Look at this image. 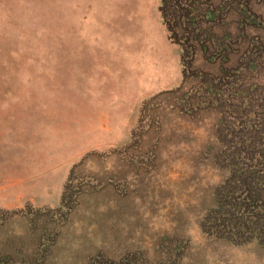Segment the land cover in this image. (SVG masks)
Listing matches in <instances>:
<instances>
[{"label":"rangeland","instance_id":"374dc122","mask_svg":"<svg viewBox=\"0 0 264 264\" xmlns=\"http://www.w3.org/2000/svg\"><path fill=\"white\" fill-rule=\"evenodd\" d=\"M121 1L0 0V144L27 155L35 174L48 163L52 182L0 206V264H264V171H245L251 192L236 187L250 180L231 167L239 155L223 121L236 107L248 120L247 105L264 98V0H169L180 5L174 34L163 21L183 50L182 83L131 104L123 141L88 148L102 135L82 126L76 103L90 99L97 51H120ZM231 34L239 52L229 62L204 51Z\"/></svg>","mask_w":264,"mask_h":264},{"label":"crops","instance_id":"0c3cea01","mask_svg":"<svg viewBox=\"0 0 264 264\" xmlns=\"http://www.w3.org/2000/svg\"><path fill=\"white\" fill-rule=\"evenodd\" d=\"M153 3L156 7L152 18L158 22L153 25L154 29V26L157 27L154 33L150 31L149 23ZM159 4L160 0L121 1V17H115L112 22L115 35L122 36L120 44H114L120 51H115L113 60H110L111 51H107L106 45L97 51V76L91 71L84 77L90 99L80 98L81 102L76 103L81 114L86 112L84 116L82 114V126L89 130L92 128V132L100 129L102 135L100 139L94 138L88 148L97 147L99 143L123 141V130L130 125L131 104L137 105L149 96L170 91L182 83L183 50L178 43L170 40ZM112 66L119 72L110 82L108 70ZM95 92L99 95L96 102L92 97ZM73 132L78 134V130ZM9 147L8 143L0 144V206L18 207L28 199L32 200L35 192L49 190L52 185L51 168L47 163L35 174L33 164L26 162L27 155L18 156L11 147L9 153H2ZM62 168L57 188L66 177L67 166ZM44 175L47 177L43 178Z\"/></svg>","mask_w":264,"mask_h":264},{"label":"trees","instance_id":"16d2710c","mask_svg":"<svg viewBox=\"0 0 264 264\" xmlns=\"http://www.w3.org/2000/svg\"><path fill=\"white\" fill-rule=\"evenodd\" d=\"M163 1V5L161 7V12L163 15V18L165 20V22L167 23L168 28L170 29V31H172V26L173 24L171 23V19H175L174 18V12H176L177 14L180 12V5H171V3L169 2V0H162ZM196 2H198L197 0H195ZM196 2L191 3L192 6H194L195 8H193V10H197L198 7L197 5H200L199 8L201 10H199L202 18L203 15L207 14V10H202L204 5L203 3H197ZM191 6V8H192ZM190 8V9H191ZM186 33L190 34L193 31L189 30V31H185ZM175 32L172 31V34H174ZM173 40L178 41L176 36H171ZM229 38L230 41H227L226 39ZM227 38L222 39L220 42H218V44H214L213 46L210 48L207 45L203 46V49L205 52H209V50L212 51H217L216 54L217 55H221L223 54L224 56H226V59H224V62L227 63L229 62L228 59V54L230 52H239V48L236 49H232V46L235 44L237 36L235 35H229ZM249 50H247L248 52ZM254 61V60H253ZM253 61H250V63ZM249 66V65H248ZM256 68V66H254V64H250V68ZM244 78V76H243ZM247 78L245 77V80ZM251 78L249 79V82H247L249 84V86L255 85L253 82L251 83ZM244 84V82H243ZM247 84V85H248ZM256 86V85H255ZM211 87V84H210ZM209 87V89H210ZM253 87V86H252ZM246 89L247 91H249V88H246V86L243 88V90ZM253 89V88H252ZM264 89V88H263ZM212 93L215 92V90L211 89ZM241 90V91H243ZM248 93V92H247ZM246 93V94H247ZM262 93H264V91L262 90ZM260 94L257 98H259L261 95ZM262 102L261 104L257 105L255 108L252 107L251 105H247L249 107H246L247 109V117L248 120H240V118H238L239 114L236 111V107L235 110L232 112L231 115H224L223 116V121H224V126L226 128V132L227 135L230 137V141L228 143H232L231 145L235 146V151H233L234 153H236L237 155H239L238 157L233 158V163L231 165V167H237L239 166L238 169V175H237V180H240V177L242 178L240 181H243L244 179H248L249 177L247 176V174L245 173L248 172L251 175H254L255 173H257L258 171H264V98H262ZM219 100V105L223 104H227L231 102V100L229 99L228 96H226V100L227 102L224 101V99H222V97L218 98ZM225 102V103H224ZM258 102V101H257ZM236 106V104H235ZM230 117V121L227 120V118ZM222 120V118L220 119ZM261 166V169H259V167ZM242 167V168H241ZM253 167H258V169L256 170H252L255 169ZM241 168V169H240ZM252 168V169H251ZM243 170V172L241 171ZM243 175H245V177H243ZM252 178V177H251ZM250 181L245 182L241 184V182L238 184L234 183L232 181H230L229 183V189H234V184H237L236 187H244L247 185L246 190L251 192V190L253 189V187H251V183L253 182L252 179L249 178ZM264 180V179H263ZM260 186V185H259ZM264 189V188H263ZM260 190V189H257ZM261 191H259L257 194L263 198L264 194L261 193ZM218 220V219H217Z\"/></svg>","mask_w":264,"mask_h":264}]
</instances>
